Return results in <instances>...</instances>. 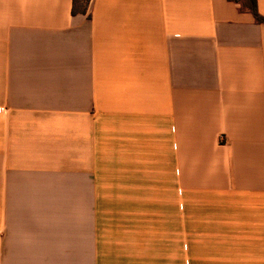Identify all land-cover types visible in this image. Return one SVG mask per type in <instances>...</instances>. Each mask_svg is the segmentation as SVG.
<instances>
[{"label": "crops", "instance_id": "0c3cea01", "mask_svg": "<svg viewBox=\"0 0 264 264\" xmlns=\"http://www.w3.org/2000/svg\"><path fill=\"white\" fill-rule=\"evenodd\" d=\"M73 5L0 0V264H264V24Z\"/></svg>", "mask_w": 264, "mask_h": 264}, {"label": "trees", "instance_id": "16d2710c", "mask_svg": "<svg viewBox=\"0 0 264 264\" xmlns=\"http://www.w3.org/2000/svg\"><path fill=\"white\" fill-rule=\"evenodd\" d=\"M239 5L240 10L253 15L255 22L264 24V15L260 13L258 0H228ZM91 0H74L73 14L86 13L90 6Z\"/></svg>", "mask_w": 264, "mask_h": 264}]
</instances>
